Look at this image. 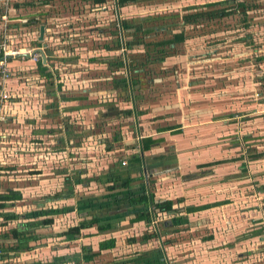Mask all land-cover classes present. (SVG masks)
<instances>
[{
    "label": "rangeland",
    "instance_id": "374dc122",
    "mask_svg": "<svg viewBox=\"0 0 264 264\" xmlns=\"http://www.w3.org/2000/svg\"><path fill=\"white\" fill-rule=\"evenodd\" d=\"M43 1L49 4L47 14L53 18H58V25L61 24V21H64L63 19H65L66 22V18L63 17L72 14V11L69 10L70 6L68 5L76 2V0H31L32 6L30 7L33 10L32 13H37L40 17L39 19H42L39 14L41 6L45 5L42 3ZM78 1L82 2V0ZM196 2L197 1L191 3L190 0H155L151 4H145V6H128L127 13L125 12L126 7L119 8L117 11H112L110 9L111 3L98 8L94 6L88 8L83 7L81 10H76L75 13L83 14L87 11V15H90L92 20H94L93 30H88L86 32L81 30L80 33H75L73 30L70 32L62 30L57 32V28L55 33L52 34L55 36L57 45L54 47L50 46L49 50H47L49 53V65L54 72L56 67L55 63L59 59H64L65 62H62L64 70L61 69V71L69 76H67L68 78L63 77L62 84L68 83L69 86H63L58 83L60 86L56 88L57 90L55 89V91L58 92V96H56V93L55 97L54 95H49L51 96V98L49 97L51 101L47 107H49L48 125L50 141L48 143V150L50 152V160L48 159V162H46V168H44L45 165L39 161L38 165L34 166L36 168L35 171H25L26 174L21 170V174H24L27 178L29 177L28 174L36 173L35 175L38 176H34V179L39 178L44 181L43 183H46L47 179L49 189L48 195L50 196L57 190L65 175H68L71 171H82L86 168L89 170V168H91L90 165H87L91 163L89 157L97 154H89L88 152L99 150L104 154V151L108 152L106 147L111 143H113L111 147H115L119 150L122 146V141L118 135H120L122 131L121 127L129 121V119L126 118L128 119L127 121H120L118 123L120 115L114 117L112 111L108 116H100V114L97 113V110L102 111L101 113H105L108 105L111 103L119 104V99L101 98L99 97L101 95L100 93L97 99L92 98L95 102L90 106H97L94 107L96 109L92 110V114L77 113L70 115L66 114V116L59 112L61 108L58 106V100L61 99L62 93L67 97L76 93L73 91L78 92L80 89H83L85 85L90 87L91 84H89V82L92 79H96V83L95 85L93 83V85H91L92 88H90L91 90L96 89L97 93L99 92L98 89L104 91L111 89L113 82L110 77L112 74L117 75L113 77V80H118V84H120L119 81L120 77L123 76V72L119 70L111 74L112 68L110 69V65L107 66V63L112 61L115 64L116 62L113 60V57L119 55L122 50L111 52L101 50L104 46L111 47L113 45L114 37L111 35V32L114 27H116L117 18L121 20L126 18L136 19L147 15L171 14L175 12L181 16L188 13L189 10L187 9L196 6ZM199 5H201L200 2L198 6ZM61 10H63V12H61ZM39 19L37 20L38 23L40 22ZM238 19L239 17L236 14L221 19L220 21L217 20L216 22H212L209 24V27H212L210 29H215L217 27L239 28L241 23ZM53 20L54 19H51L50 25L52 23L53 25L57 24V22ZM67 21H75V19L70 18ZM179 27L185 28L187 36L192 40L172 45L170 51H173V54L166 58L160 66L149 65L147 67V71L154 68V74L157 75L149 73V75L140 74L137 76L140 80V84L135 88L134 93L132 92L130 102L136 107H143L142 110L146 112H149L151 108H155L154 112L145 115L144 118L145 122L152 123L150 127H160L164 125L166 121L175 123L183 120L185 115L188 117V115H192L193 113L196 115L200 114L202 116V121L207 120L210 125L212 121L214 123L221 122L223 124L222 130L208 129L209 134L213 137L218 135V141H215L214 144H210L207 149V155L209 159H211V153L215 149H218L220 155L222 154L224 158L240 159V161L234 160L232 163L224 165L225 172L222 171V173L225 174L222 175V173H220L221 178L218 180H216V177H218L216 176L217 173L212 171L215 166L203 169V171H207V169L211 171L209 172L211 177H207L205 180L207 182L204 184L206 189L208 187L211 189L201 190L202 188L199 187L200 182H198L199 184H195L198 185V187L193 186L191 190H186L185 192H192L187 203H193L194 205L200 204L202 201L205 203L214 202L216 199H218V201H226V203L211 207L204 212L189 214L186 216V220L179 224L174 222H172L173 224L169 223V221L171 222L172 216H163L155 226H157L158 230L162 231L160 227L161 222H168V234L162 236L159 240H149L145 244H141L140 242L130 244L127 241L132 235H138L136 239L139 240L140 235L150 231V229L129 225L127 220H124L119 223V229L117 231L104 235V237H115L117 242L115 249L100 255L89 263L82 262L84 264H100L121 259L128 261L129 257L126 258L127 256L135 255L139 251H145L143 254L146 255L149 253L148 250L159 247L163 249L168 257L162 262L151 263L148 261L145 262V264H264V163L258 162L260 165L256 167V173L250 172L254 169L250 167V156L252 155V149L255 145L254 141H252L254 140L253 124L255 123L256 116H260L261 121H264V110L258 109L257 113L259 114L257 115L249 112L242 115L233 113L234 111L240 113L248 111L252 104H255L257 107H264L262 103L263 96H259L264 92V83L261 82L256 85L258 88L255 89V91L258 95L254 99L248 95L247 89L244 90L245 92L241 94L243 96L240 98H233L231 95L228 96L227 92L224 98L220 94L218 97V93L221 92L219 91L220 89L217 88L222 86L217 79V75L221 73L220 67H218V61L225 60L220 54L224 49L218 48L216 35L213 38H209V40L201 39L202 35L200 34L202 32V26L193 25V27L191 26L192 28L189 26L186 29V27L180 23L178 25V30H180ZM31 29L37 31L34 27ZM53 36L51 39L54 40ZM157 36L160 37L162 34L158 33ZM33 38H35V36ZM151 39L155 38L147 40ZM130 51L140 52L141 48L137 47ZM237 53H241V51L238 50ZM241 57L245 59V61L239 60ZM228 59L243 64V62H248V59L252 60L254 58H252V54H250L246 48L245 54H237V56ZM113 63L110 64L114 65ZM32 66L35 65L31 63V66L26 65V68L28 69ZM243 66L244 65H242V67ZM245 66H248V64H245ZM30 73V71L27 72V78H30ZM74 73H76L78 77H76V75L74 76ZM41 77L36 79L35 86H42L43 81ZM73 77H76L75 80H78L77 84H74V80H72ZM239 79L241 81V78ZM226 82L225 86L233 84L232 81L227 80ZM72 83L75 87H78V89L74 88L73 90ZM38 87L35 88V90H42V87ZM53 88V83L49 82L48 90L51 89V91H53ZM225 90L227 91L226 87ZM206 93H208L207 96H205ZM35 95L33 99L37 102L38 106L46 104V101H44L46 97L43 95V92L41 93V91H39V94ZM136 95L140 98H136ZM58 97H60V99H58ZM86 99L88 100L87 96ZM99 100L101 101L100 103H98ZM178 104L181 105V110ZM47 107L45 110H47ZM223 109L224 114H219ZM193 110L197 111L192 112ZM140 112L141 111H139V113ZM129 118H131V116ZM136 122L143 123V120H136ZM44 124H46V121ZM128 124L132 130V121L130 120L126 123V125ZM184 127L191 128L192 126L187 124L184 125ZM114 137L119 140H113L112 142L111 140ZM42 139L44 140V137ZM210 139L212 138L209 136V141H211ZM259 143L258 141L257 146ZM15 145L17 150L27 147L25 141L22 140ZM235 146H237V148H235ZM221 148L224 151L223 153L220 152ZM114 157L123 161V155L121 153L115 154ZM14 160L13 157H9L8 161L3 162L4 166L1 167L0 170V193H4L8 190L17 191V188H15L18 187L17 183H13L10 179H12V176L14 177L17 172L15 170L20 171L22 166L18 165L10 169ZM88 170L87 173L85 172L86 174H79V177L73 178L72 182L76 191L87 199H89L92 194L104 193V191L100 192L102 189L98 188L96 185L101 178L94 179L95 176H89L92 182L89 183L87 181L86 175L89 173ZM200 171H202L201 168H196L193 169L191 173L198 176ZM204 175L205 174H203V176ZM178 176L179 181L188 180L185 176ZM208 178L209 181L207 180ZM193 180L195 182L200 181L197 177L193 178ZM101 181L103 180H100V182ZM32 184H36L39 193H41L39 180ZM217 184L222 187V190L218 192L215 190V187L218 186ZM23 185L24 184H21V186ZM150 187L153 190V188H156V185H153L152 182ZM22 195L20 200L14 202L13 206H8L6 210L14 211L15 214L17 213V218L21 221L19 223L23 222L22 219H20L21 216L26 217V215L36 212L37 218L39 217L37 220L46 218L47 214L48 217L53 219L52 225L39 227L34 231V234L37 235L39 239L37 242L31 243V245H36L34 249L36 248L39 254L34 255L33 263L79 264L80 260L73 259L72 254L80 251L79 246L82 241L61 235L68 226L74 225L77 222L76 214L72 213L74 202L69 200L59 202L58 204L55 202L45 203L43 208L47 207L48 213L40 216L38 211L42 209L38 208H40V203L43 201V197L46 194L42 196L41 194L36 195L33 198L35 202H32L33 199H30L27 195ZM117 196V198H120L118 194ZM181 205H184V202H182ZM112 206H114L113 209L116 208V210L112 211L113 215H121L122 210H125V207L122 205L121 207L118 201H113ZM11 227L13 226L11 225ZM206 238L210 239L205 240ZM5 244L7 245L6 242ZM94 246L95 244L93 247ZM40 253H43L42 257ZM153 254L154 253H151L150 255ZM67 255L71 256L67 257ZM24 256L25 255L21 253V255L15 256L12 262L16 263L17 260H20L19 257ZM140 260L143 259L140 258L132 261L131 264L136 262V264H138Z\"/></svg>",
    "mask_w": 264,
    "mask_h": 264
},
{
    "label": "crops",
    "instance_id": "0c3cea01",
    "mask_svg": "<svg viewBox=\"0 0 264 264\" xmlns=\"http://www.w3.org/2000/svg\"><path fill=\"white\" fill-rule=\"evenodd\" d=\"M194 1L196 2V5L199 4H209L213 3L219 0H190L191 3ZM236 1H241V0H236ZM251 7L252 4L257 5L256 8L251 9L248 13V26L246 28H241L239 29L238 27H232V28H218L215 33H206L201 36V39L204 40H209V38H213L216 35V40H217V45L218 48H223V52L220 53L222 57H224V61L220 60L218 61V67L221 70V73L217 75L218 82L222 85L218 87L217 89H220L219 91L221 93H218V97L222 95L224 98L227 92L228 96H232L233 98H240L244 93V90H248V95L252 97L253 99L257 97V93L255 89L258 87L256 86L258 83L263 82L264 83V0H249ZM17 3L19 6H15L14 4ZM90 0H82V2H79L76 0V2L72 3L70 6L69 10L72 11V14L70 16H64L63 19L64 21H61V24L58 25L59 20L58 18H53L47 14L48 6L47 5H42L40 8V16L42 19H39L40 17L38 16L37 13H32L33 10L30 6L31 5V0H12V6L8 9L7 12H4L5 15V36L6 38H2L1 35V30L4 29L1 21H0V40H7L9 43L15 44L16 47H19L21 52L27 50V49H32L33 51H39L43 53V58L44 60L42 61V57L39 60L42 67L46 70L45 74H41L40 71L36 70L37 63L35 66L29 67L28 69L26 68V65H30L31 63L28 60L27 56L20 55L16 57H10L8 58V66L10 71H12V75L10 79H8L5 84H6V91L9 96H11V101L8 102L2 109L1 112L3 115L8 116V124L4 125L5 131L10 132L11 137H10V142L12 145H15L16 143H20L21 140L25 141V144H27V147L23 149H19L16 154H14L12 157L15 159L14 162L12 163V167L10 169H13L15 167L22 166V168L17 171L14 175L12 176V179H10L13 183H17L18 187L17 191L22 195H27L30 199L34 198L36 195L41 194L45 195L43 197V201L40 203V208L42 209L39 210L40 216L48 213L47 207L43 208V205L45 203H49V201L46 200L47 197H49V189H48V180L46 179V183H43L44 181L37 178L34 179V176H38L35 174H28L29 177H25L24 174H21V170L24 171L23 173H26L25 171H35L36 165H38V162H42L46 168L48 159L50 160V152L48 150L49 146V141H50V131H49V125H48V104L51 101V96L49 95H54L55 93L56 96H58V92L55 91V89L63 85V77L68 78V74H65L64 72L61 71L63 69L64 65L62 62H65L64 59H59L55 63V71H52V67L50 68V61L48 58V52L49 47L56 46L57 42L55 41V36L52 34L55 33L56 29L57 32L62 30L65 32H70L73 30L75 33H80L81 30H84V32L88 30H93V22L92 17L90 15H87V11L85 13H80L76 14V10H81L83 7L88 8L91 6ZM97 5V4H96ZM94 5V7L97 8V6ZM105 6V5H103ZM128 6H133L135 5H127L125 6V12L127 13ZM123 7V8H125ZM91 10V9H90ZM63 12V10H61ZM70 18H74L75 21H70L68 22ZM40 20L38 23L37 20ZM51 19H54V22H57V24L53 23L50 25ZM127 19V18H126ZM3 22V21H2ZM3 22V23H4ZM32 27L36 28L31 29ZM40 27H43V34L41 40H39V29ZM35 36V38H33ZM52 36L54 37V40L51 39ZM8 38V39H7ZM192 40V39H187ZM184 41V42H186ZM35 43V44H33ZM34 45V47H33ZM248 49V52L252 54V58L254 59H248L246 61L248 62H243L241 63H236V61H231L228 58H231L233 56H237V54H245V49ZM240 50L241 53H237V51ZM243 56V55H241ZM24 58V59H22ZM221 58V57H220ZM219 58V59H220ZM228 59V60H227ZM236 59V58H234ZM242 61H245V59H239ZM245 64H248V66H245ZM242 65H244L242 67ZM52 66V65H51ZM64 70V69H63ZM30 73V78H27V72ZM47 72L48 74L51 75V78H47ZM26 73V74H25ZM112 74V73H111ZM46 75V76H45ZM74 76L77 74L74 73ZM116 74H112L110 77L113 84L111 85V89L104 91L98 89V93L96 89L91 90L93 83L95 85L96 79L90 80L88 85H85L83 89H80L78 92L73 91L76 93H73L67 97L65 95L58 97V106L61 108L60 113L64 116L70 115V114H92V110L96 109L94 107H91L93 101L92 98L97 99V96L101 93L99 97L101 98H116L119 99V104L111 103L108 105L106 108L105 113H101L102 111L97 110V113L100 114V116H108L110 112L112 111L114 117H118L120 115V121H132V130L129 127L130 125H126L127 121L121 128L122 131L120 133L119 138L122 141V146L119 150H117L115 147L112 148L111 150H107L108 152L104 151V154L101 153V151L96 150L94 152H88L89 154H97L92 157H89V161L91 163L87 164L90 165L91 168L89 170L83 169L82 171H71L68 175H72L76 172L75 176L71 177H79V174H86L88 170L87 176V181L91 183V179L89 176H95L94 179H99L103 180L96 184L98 188H101L102 190L100 192L101 194H92V196L87 199L82 197L78 191H76L75 187L72 184L74 193L76 194L75 197L69 198V199H62V200H57L53 201L55 203H59L62 201H69L72 200L74 202L72 213H75L77 216V222H80L82 220L86 219H91V218H97L98 221H105L108 219H115V218H120L122 219L120 221L123 222L124 220H127L129 224V219L132 218L133 214L135 211H140L142 207H128L127 199L123 198L124 195L126 194H138L144 191L143 185L146 184L145 182L147 180L146 177L153 182V185H156V188H153L155 200H176L177 198H183L184 199V206H200V205H205V204H212V203H218V202H223V201H218V199L214 200V202H201L200 204H193V203H187L189 196L191 195V191L185 192L186 190H191L193 186L198 187L200 182L199 187L202 188L201 190H207L205 187V181L207 177H211V174H209L210 169H207V171H203V169L206 168H211L210 167H205L201 168L202 171H200V174L198 176H193L191 178H188L187 176L191 173L193 169L199 168L202 165L209 164L211 162L215 161H220V160H225L226 162L218 165H214L215 168L212 170L217 173L216 180L221 178L220 173L224 171V165H227L228 163H232L234 160L235 161H240V159H230V158H224L222 154L220 155L218 149H215L211 154L212 158L209 159L207 155V149L210 146V144H214L215 141H218V135L212 136L209 134L208 129H218L222 130L223 124L221 122L214 123L213 121L211 122V125L207 120L202 121V116L200 114H195L193 113L192 115H188V117L185 115L184 119L175 123H170V121H166L164 125H161L160 127L158 126H153L150 127L152 123L150 122H145V115H149L150 113L155 111L154 109H150L149 112H146L142 110L143 107H136L135 105H132V103L128 100H126L128 97H130V94L128 93V89H124V83L120 82L118 84V80H113V77ZM42 76V77H41ZM43 81L42 86H35L36 79L40 78ZM73 77L72 80H74V84L78 83V80ZM236 78V79H235ZM241 78V81L240 79ZM71 80V81H72ZM232 81V85L230 86H225L226 81ZM41 81V82H42ZM49 82L53 83L54 88L48 90V85ZM60 85H59V84ZM58 84V85H57ZM68 85V83H64L63 86ZM73 85V83H72ZM44 86V90H43ZM69 86V85H68ZM88 86V87H87ZM40 88L42 87V90H35V88ZM225 87L227 88V91L225 90ZM78 89V87H75L73 85V90ZM57 90V89H56ZM119 90V92H118ZM39 91L41 93L43 92V95L46 97L44 98V101H46L45 105H37V102L34 101L33 97L36 96L35 94H39ZM45 92V93H44ZM264 93V92H263ZM260 94L259 96H263V101L262 103L264 104V94ZM220 94V95H219ZM208 93L205 94L207 96ZM86 96L88 100L86 99ZM92 96V97H91ZM50 97V98H49ZM113 99V100H114ZM131 100V99H130ZM116 101V100H115ZM101 101L99 100L98 103ZM145 104V103H142ZM179 105V104H178ZM189 105V103H188ZM187 105V106H188ZM133 106L136 107L138 110L137 113L132 110ZM180 110H181V105ZM186 106V108H187ZM47 107V110L45 108ZM191 107V106H190ZM185 108V109H186ZM259 110H264V107H257L255 104H252V106L249 107L248 111H244L243 113H240L238 111H234L233 113H236V115H242L246 112L252 113V114H259L257 113ZM128 111H133L134 114L131 115V118L129 116L124 115V113ZM139 111H141L139 113ZM197 110H193L192 112H195ZM256 111V112H255ZM255 112V113H254ZM219 114H224V109L219 112ZM187 117V118H186ZM224 118V116L222 115ZM128 118V119H126ZM264 118V117H263ZM169 119V118H166ZM136 120H143V123H137ZM190 120V121H189ZM218 120V119H217ZM249 120V118H248ZM11 121V123H9ZM46 121V124H44ZM182 122V123H180ZM184 122V123H183ZM190 124L192 127H184V125ZM177 125L180 126L181 132L179 134H174L172 133V130H166V131H159V129L162 128H171L173 129L177 128ZM254 125V133H253V139L255 145L252 149V155L250 156V167H253L250 172L251 173H256V167L260 165V163H264V121H261L260 116L255 117V123ZM3 126V125H2ZM1 126V127H2ZM217 133V132H216ZM44 137V140L42 139ZM209 136L212 138L209 141ZM260 136V137H258ZM146 137H151L152 139H157L158 142L155 145H152L151 148H149L147 151L140 153L138 149V141L140 138H146ZM37 141H42L41 143L44 145L46 148L45 153L41 154H35V153H30L26 152L25 149L29 147V144L31 142H34V140ZM119 139L116 138L114 141H118ZM39 141V142H40ZM113 142V138L111 140ZM258 141L260 142L257 146ZM251 142V141H250ZM111 143V142H110ZM113 144V143H111ZM111 144H109L111 146ZM16 146V145H15ZM253 146V145H250ZM31 147V145H30ZM237 148V146H235ZM24 150V151H23ZM168 151V152H166ZM140 153L141 157V162L140 164H135V165H130L128 160L131 155ZM220 152H224L223 149H220ZM121 153L123 155V161L126 162L124 166L119 167L120 164V159L114 157L115 154ZM251 154V152H250ZM57 155V154H56ZM58 156V155H57ZM258 162H260L258 164ZM117 167L119 171L112 172L113 167ZM0 166V170H1ZM18 169V168H17ZM26 169V170H25ZM86 172V173H85ZM147 172V173H146ZM207 172V173H206ZM225 172V171H224ZM1 173V171H0ZM98 173V174H97ZM178 173V174H177ZM14 174V173H13ZM12 174V175H13ZM27 174V173H26ZM47 174V173H46ZM45 174V175H46ZM97 174V175H96ZM203 174H205L203 176ZM225 173H222L224 175ZM119 175L122 179L123 178H128V177H138L141 176V180L134 181L130 184V186L127 189H115L114 191H108L106 189V186L109 185L108 179ZM185 176L186 179L184 181H179V176ZM67 175L64 176L61 184L58 186L57 190L54 193L59 192L64 188V179ZM69 176V177H70ZM47 177V176H46ZM98 177V178H97ZM198 178L200 181L195 182L193 178ZM32 178V179H30ZM39 180L40 183V192L39 189H37L36 184H32L33 182H36ZM209 181V178L207 179ZM23 182V183H22ZM73 182V181H72ZM21 184H24L21 186ZM87 184V183H86ZM218 185V184H217ZM259 188V187H258ZM211 189V188H210ZM215 190L220 191L222 190L221 185H218L215 187ZM205 192V191H202ZM44 193V194H42ZM52 193L51 195H53ZM117 194L120 196V198H117ZM23 196V195H22ZM217 196V195H216ZM113 201H118L120 206L122 205L125 207V210L121 212V215H113L112 211L116 210L113 209L114 206H112ZM32 202H35L33 199ZM186 202V204H185ZM14 204V203H13ZM12 204V206H13ZM121 206V207H122ZM208 210V209H206ZM206 210H201L199 212H204ZM12 213L15 214L14 211H11ZM107 212V213H106ZM37 213V212H36ZM36 213H32L29 215L24 216H19L20 219H22L23 222L26 221H33L34 219H39L37 218ZM197 213V212H194ZM17 214V213H16ZM15 214V215H16ZM193 214V213H192ZM38 215V214H37ZM48 217V214L46 215V218ZM24 218V219H23ZM43 218V217H42ZM49 218V217H48ZM159 220H157L154 224ZM21 222L18 220L17 215L14 220L11 222H8L6 225L8 226L7 228H13L17 224ZM74 224V225H76ZM11 225L13 227H11ZM71 225V226H74ZM136 226L138 228H148L145 226L144 222H136L133 224H129ZM70 227V226H68ZM67 227V228H68ZM7 229V230H8ZM65 231V230H64ZM109 233L105 234H97L96 229L94 227L84 230L81 232V236L77 238H73L75 240H80L82 241L81 245L79 248L81 249L82 246H89L92 251H97L98 250V243L108 239L110 237L114 238L113 236L110 237H104V235H108ZM140 235V234H139ZM138 235H132L131 237H137ZM141 236V235H140ZM66 237V236H64ZM86 240V241H85ZM37 242V241H36ZM95 246L93 247V245ZM116 239H115V247H116ZM145 244V243H143ZM33 249L34 246L32 245ZM115 247L113 249H115ZM30 250L29 252L22 253L25 256L24 257H19L20 260H17L16 263L12 262L14 261L13 258H10L9 261L7 262L8 264H38V263H33L34 255L39 254V251L34 249V251ZM113 249L110 250H103L100 251V253L97 255L99 257L100 255H103L104 253L110 252ZM80 252V251H79ZM76 252V253H79ZM145 251H139L135 255L127 256L126 258L129 257L128 261L126 260H112L111 262L107 263H100V264H131L132 261L138 260V259H143L140 260V262L144 263L150 261L151 263H158L162 262L168 257L166 253H164L163 249L161 247L156 248V249H150L148 250L149 253L146 255L143 254ZM166 252V251H165ZM151 253H154L153 255H150ZM74 254V253H73ZM72 254V255H73ZM21 255V254H19ZM43 253H40V256L42 257ZM66 256V255H63ZM71 256V255H69ZM67 255V257H69ZM96 257V258H97ZM131 257V260H130ZM95 259V258H94ZM91 262V261H90ZM86 263V262H85ZM89 263V262H88ZM1 264V263H0ZM80 264L82 261H80ZM145 264V263H144Z\"/></svg>",
    "mask_w": 264,
    "mask_h": 264
},
{
    "label": "trees",
    "instance_id": "16d2710c",
    "mask_svg": "<svg viewBox=\"0 0 264 264\" xmlns=\"http://www.w3.org/2000/svg\"><path fill=\"white\" fill-rule=\"evenodd\" d=\"M86 1V0H84ZM155 0H90L91 7L94 5L98 7L103 5H110L112 11H117L119 8H123L127 5H144L151 4ZM47 5L45 1L42 2ZM15 6L17 3L14 4ZM12 6V3H11ZM251 4L249 0H219L209 4H201L190 7L187 14L178 15V13H163L155 15H147L145 17H139L136 19H116V27L111 32V35L114 37L113 45L111 47L104 46L101 50L105 51H118L122 50L121 53L115 57L112 61L107 63V66L110 65L111 73H115L119 70L123 72V76L120 77V82L124 83V89H128L130 97L126 100L130 101L132 92L134 93L135 88L140 84V80L137 78L140 74L149 75V73L154 74V68L147 71V67L150 66H160L163 61L170 57L173 54V51H170L172 45L182 43L187 39H190L187 36L185 28H180L178 30V25L182 23L186 29L190 26H202V32L200 35L206 33H215L217 28L210 29L209 24L212 22L220 21L229 16L238 15L241 26L239 28H246L248 26V13L251 9L256 8L257 5ZM115 8V9H114ZM4 9L0 7V17L4 14ZM191 27V28H192ZM161 33L162 36L158 37L157 34ZM128 38V39H126ZM150 38H155L147 40ZM147 40V41H146ZM35 44V43H33ZM34 47V45H33ZM140 47L141 51L131 52V49ZM95 60V59H91ZM112 60V59H110ZM108 61V60H107ZM113 63L114 65H111ZM36 70L40 73L45 74L46 70L42 67L40 61L37 62ZM46 76V75H45ZM117 76V75H114ZM47 78H51V75L47 72ZM118 82V81H117ZM136 98H140L136 95ZM132 110L137 113V109L133 106ZM133 111H128L124 113L126 116H131L134 114ZM172 130V133L179 134L181 132L180 126L178 125L176 129L173 127H165L159 129V131ZM113 140H116L115 137ZM158 142L157 139H152L151 137L140 138L138 141V149L140 153L147 151L152 145H155ZM113 147L110 145L106 147V150H111ZM139 152L130 156L128 162L130 165L140 164L141 157ZM120 161V160H119ZM122 161H120L121 164ZM226 162L225 160L211 162L200 166L199 168L210 167ZM126 164V162H125ZM122 165H119L121 167ZM8 169V168H7ZM119 171L117 167H113L112 172ZM78 173V172H76ZM76 173L72 174L73 176ZM147 173V172H146ZM71 175V176H72ZM67 175L64 179V188L53 195H50L46 198L47 201L53 202L62 199H69L76 196L72 187V181L74 177H69ZM195 174H190L187 177L191 178ZM141 176L138 177H128L121 178L119 175L113 176L108 179L109 185L106 186L108 191H114L115 189H127L130 184L134 181L141 180ZM147 180L143 185L144 191L138 194H126L123 198L127 199L128 207H142L140 211H135L132 218L129 219V224L136 222H144L150 231L145 232L140 236L139 240L135 237L128 239V243L133 244L140 242L141 244L148 242L152 239L159 240L162 236L168 234L167 228L169 223L179 224L186 220V216L194 212L201 210H206L211 207L219 206L226 201L205 204L200 206H184L181 205L184 202V199L177 198L176 200H155L154 192L152 191L150 184L151 181L146 177ZM21 199V194L19 191L8 190L4 193H0V260L5 262L2 264H7L10 258L18 256L23 252H28L33 249L31 243H35L39 237L34 234V231L39 227L50 226L53 224V219L51 217L44 218L40 220L26 221L17 224L15 227L8 229L6 224L11 222L16 218V215L11 211H6L8 206ZM165 215L172 216L171 222L165 223L161 222L160 227L162 231L158 230L155 226V222L162 218ZM121 218V217H120ZM108 219L105 221H98L97 218L86 219L78 222L74 226L68 227L65 231L62 232V236H68L72 238H77L81 236V232L87 229L94 227L97 234L112 233L119 229V223L122 219ZM173 224V223H172ZM152 228V229H151ZM8 229V230H7ZM210 238H206L208 240ZM11 241V242H9ZM7 243V245L5 244ZM167 243V242H166ZM115 247V239L110 237L98 243V250L92 251L89 246H82L79 253L72 255L73 259L80 260L82 262H90L100 251L110 250ZM79 261V264H80ZM146 261V260H145ZM145 261H143L145 263ZM137 263V262H136ZM134 263V264H136ZM138 261V264H144ZM113 264V263H110Z\"/></svg>",
    "mask_w": 264,
    "mask_h": 264
},
{
    "label": "built area",
    "instance_id": "2783aa9c",
    "mask_svg": "<svg viewBox=\"0 0 264 264\" xmlns=\"http://www.w3.org/2000/svg\"><path fill=\"white\" fill-rule=\"evenodd\" d=\"M12 0H0V7L4 9L5 12L8 11V9L11 7ZM5 15L3 14L0 17V21L4 27L3 30H1L2 38H6L5 36ZM4 23H3V22ZM8 39V38H7ZM21 49L19 47H16L15 44L9 43L7 40H0V166H4L3 162L8 161L9 157H12L14 154L18 152L15 145H12L10 142V137L12 134L10 132L5 131V129L2 126V122L4 120H7L10 118L9 115H3L1 112V109L8 104L9 101H11V96L8 95L5 87V82L10 79L12 75V71H10L8 66V58L10 57H16L20 55L27 56L30 63H33L34 65L41 59L43 56V53L33 51L32 49H27L23 52L20 51ZM23 57V56H22ZM24 59V58H22ZM2 126V127H1ZM41 144V145H40ZM31 145V147H30ZM41 146V147H40ZM26 152L35 153V154H41L45 153L46 148L42 145L41 142L34 140V142H31L29 144V147L25 149ZM24 151V150H23ZM121 165H125V161L121 162ZM0 223L2 221L0 220ZM8 227V226H6ZM1 231V228H0ZM9 261V260H8ZM4 260H0V263H4ZM8 264V263H7Z\"/></svg>",
    "mask_w": 264,
    "mask_h": 264
},
{
    "label": "water",
    "instance_id": "95a60500",
    "mask_svg": "<svg viewBox=\"0 0 264 264\" xmlns=\"http://www.w3.org/2000/svg\"><path fill=\"white\" fill-rule=\"evenodd\" d=\"M42 34H43V27H40V29H39V40H41ZM43 60H44V58L42 57V61Z\"/></svg>",
    "mask_w": 264,
    "mask_h": 264
},
{
    "label": "flooded vegetation",
    "instance_id": "af4514ba",
    "mask_svg": "<svg viewBox=\"0 0 264 264\" xmlns=\"http://www.w3.org/2000/svg\"><path fill=\"white\" fill-rule=\"evenodd\" d=\"M9 123H11V121ZM7 124H8L7 120H4V122H2L3 127H4V125H7Z\"/></svg>",
    "mask_w": 264,
    "mask_h": 264
}]
</instances>
